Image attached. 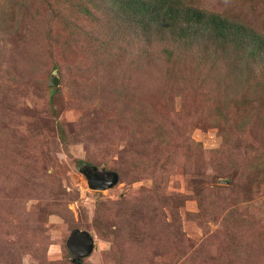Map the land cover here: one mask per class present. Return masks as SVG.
<instances>
[{
    "label": "rangeland",
    "instance_id": "obj_1",
    "mask_svg": "<svg viewBox=\"0 0 264 264\" xmlns=\"http://www.w3.org/2000/svg\"><path fill=\"white\" fill-rule=\"evenodd\" d=\"M178 3L0 0V264H264V0Z\"/></svg>",
    "mask_w": 264,
    "mask_h": 264
},
{
    "label": "trees",
    "instance_id": "obj_2",
    "mask_svg": "<svg viewBox=\"0 0 264 264\" xmlns=\"http://www.w3.org/2000/svg\"><path fill=\"white\" fill-rule=\"evenodd\" d=\"M112 1H114L115 7L120 12V14L123 15L124 19H127V17H128L132 20V22H133L132 24H134L136 26L143 27V28H147V27H144L143 25H144V23H147L148 17L150 14H152V12H154V14H153V17L150 18V21L151 20L155 21L154 19L157 17V15L160 12L162 13L163 16H170V18H174V13L176 12V10L178 9V7L180 5V3H178L180 0H173V2L170 1L169 3H166V2H168V0H112ZM82 6H84V5H82ZM197 12L203 14L202 11L200 12L199 10H197ZM210 16L216 22L217 28L221 33V34H219L220 42L225 41L227 34L231 33L232 31H241L243 33H247V31H245V29H243L244 27L241 23L233 21V22H231V24H233L234 22L237 23L236 26H233V25L229 24V22L226 21V19L221 18L216 13H211ZM155 28H156V26L154 25L153 31L150 28L151 32L147 31V34L148 35H153V33L158 34V33H156ZM181 31H183V30L181 29ZM166 35L167 36L169 35L168 32L166 33ZM107 40L110 42L111 41L110 37ZM261 40L264 41V38H261ZM261 40H260V43H261L262 47H264V44ZM154 41H155L154 39L150 41L151 46H153ZM169 42L170 41L166 40L167 46L162 47V51H164L165 48H166L165 50H170L169 48H171V45L169 44ZM246 43H247L246 40H243V41L240 40L237 44L234 42H231V43H229V45L231 46L232 52H234V51H239V50H247V47H242V46H246ZM156 46H157V44H156ZM174 48L177 51H178V49H180L179 46H176V47L173 46L172 49H174ZM169 53L171 54V51L170 52L166 51V55H168ZM207 58H208V56L200 57L199 59H197L196 63L198 65V67L200 64L207 62L208 61ZM81 162L82 161H80V163ZM87 167H89V166H87ZM68 249H69V247H68ZM69 251L71 252L70 249H69ZM71 254H72V252H71ZM73 257H75V256L73 255ZM80 260H81V257L78 261H80Z\"/></svg>",
    "mask_w": 264,
    "mask_h": 264
},
{
    "label": "water",
    "instance_id": "obj_3",
    "mask_svg": "<svg viewBox=\"0 0 264 264\" xmlns=\"http://www.w3.org/2000/svg\"><path fill=\"white\" fill-rule=\"evenodd\" d=\"M58 77L52 74L50 83L53 86L58 85ZM83 172L91 188L105 189L114 186L119 180L117 171H100L96 167H86ZM68 247L75 258L88 256L94 249V240L92 235L86 230H74L68 239ZM78 261V260H77Z\"/></svg>",
    "mask_w": 264,
    "mask_h": 264
}]
</instances>
